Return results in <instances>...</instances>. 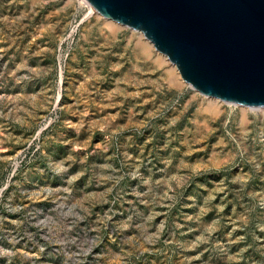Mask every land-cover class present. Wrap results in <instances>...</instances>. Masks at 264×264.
<instances>
[{"label":"rangeland","instance_id":"obj_1","mask_svg":"<svg viewBox=\"0 0 264 264\" xmlns=\"http://www.w3.org/2000/svg\"><path fill=\"white\" fill-rule=\"evenodd\" d=\"M0 264H264V108L85 0H0Z\"/></svg>","mask_w":264,"mask_h":264},{"label":"water","instance_id":"obj_2","mask_svg":"<svg viewBox=\"0 0 264 264\" xmlns=\"http://www.w3.org/2000/svg\"><path fill=\"white\" fill-rule=\"evenodd\" d=\"M141 32L207 98L264 108V0H85Z\"/></svg>","mask_w":264,"mask_h":264},{"label":"bare ground","instance_id":"obj_3","mask_svg":"<svg viewBox=\"0 0 264 264\" xmlns=\"http://www.w3.org/2000/svg\"><path fill=\"white\" fill-rule=\"evenodd\" d=\"M91 10H93V8H91ZM94 12V11H93ZM216 100V99H215ZM247 108H249V107H247ZM251 109H255V108H251ZM259 109H263V108H259Z\"/></svg>","mask_w":264,"mask_h":264}]
</instances>
